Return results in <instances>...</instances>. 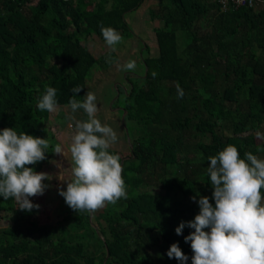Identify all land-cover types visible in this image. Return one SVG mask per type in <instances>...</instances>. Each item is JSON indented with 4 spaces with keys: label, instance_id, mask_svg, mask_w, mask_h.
Returning <instances> with one entry per match:
<instances>
[{
    "label": "trees",
    "instance_id": "trees-1",
    "mask_svg": "<svg viewBox=\"0 0 264 264\" xmlns=\"http://www.w3.org/2000/svg\"><path fill=\"white\" fill-rule=\"evenodd\" d=\"M145 1L0 0V130L13 128L50 144L46 159L29 167L46 173L58 144L54 112L37 107L45 88L57 90L62 108L73 95L79 100L96 90L95 80L111 64L88 42L105 43L101 25L131 39L126 16ZM158 4L160 11H149L152 21L164 23L155 30L158 54L141 42L142 71L130 72L139 81L127 73L129 84L118 87L121 98L114 102L123 106L121 116L125 112L124 126L120 120L116 128L129 151H109L121 157L127 199L97 215L73 211L80 216L66 225L42 223L44 208L33 197L40 207L31 212L0 197V224L6 225H0V264H180L167 256L173 243L192 264L185 237L194 229L185 227L183 235L175 229L199 213L191 199L197 193L214 206L208 157L232 144L240 158L252 152L264 159V0ZM73 87L83 89L74 94Z\"/></svg>",
    "mask_w": 264,
    "mask_h": 264
},
{
    "label": "clouds",
    "instance_id": "clouds-1",
    "mask_svg": "<svg viewBox=\"0 0 264 264\" xmlns=\"http://www.w3.org/2000/svg\"><path fill=\"white\" fill-rule=\"evenodd\" d=\"M101 33L113 52L122 42V35L112 27L101 25ZM107 63H115L122 71H135L137 63L129 60L121 65L118 60L108 57ZM157 74L152 73L153 78ZM178 98L184 96L177 84ZM83 88L73 87L72 93H80ZM57 90L48 86L40 96L37 107L40 111L55 112L58 107ZM97 97L88 91L82 99L75 95L69 100L72 113L83 110L85 120L69 124L74 127L68 151L71 154L73 179L66 182V191L61 188L59 195L76 212L95 213L107 205H115L120 199H127L126 184L123 179L121 157L110 153V147L118 141L116 131L97 118ZM49 139H43L18 132L13 128L0 130V197L14 198L20 210L31 212L39 205L31 202L32 197L42 196L49 175L29 167L46 159ZM55 155L64 156L60 144L53 148ZM240 158L236 146L229 144L216 156L208 157L210 166L207 174L213 191L208 197L193 196L199 205V213L194 220L181 222L175 229L183 235L185 227L194 231L185 237L191 245L192 264H264V159L252 152ZM64 169H61L62 177ZM62 181V180H61ZM206 229L208 231H206ZM169 259L187 264L189 259L179 246L173 243L167 251Z\"/></svg>",
    "mask_w": 264,
    "mask_h": 264
},
{
    "label": "rangeland",
    "instance_id": "rangeland-1",
    "mask_svg": "<svg viewBox=\"0 0 264 264\" xmlns=\"http://www.w3.org/2000/svg\"><path fill=\"white\" fill-rule=\"evenodd\" d=\"M158 2L159 0H146L143 4V7H141L139 10L129 13L126 16L127 20H129V23L131 25V29L135 33V36L130 39L128 36L123 35V40L116 46L115 52H113L112 49L106 45V43H102L97 39L94 42H92V40L88 42L90 51L97 57L103 55H107L109 57V54L111 53V57L113 58V60H118L121 65L125 64L129 60H135L137 63V68L135 71H122L117 67L115 63H112L111 69L107 73L106 71L110 68V66L106 71H104L103 75L100 74L102 78H97L98 75L95 74V78H97V80H95V85H97L98 87L96 90H90L94 92L97 97V118L102 122V124H108L109 126H111L117 133L118 141L113 144L110 149L116 150L119 153L123 151L127 154V152L129 151V147L126 144V137L120 138V136H123V134L121 130H118L120 120L122 122V125L124 126L123 119L125 116V112L121 116L119 114L120 111H117L119 107L123 109V106L119 105L118 107V103L116 102L114 104V102L116 101V99L121 98L118 87L124 89V86L129 84V81H127L125 77L127 73H129V77H131L130 72L135 74V72L141 73L142 71V68H140L141 66L139 65L137 60L138 56L141 58L143 53L142 51L145 49L140 48L141 42L145 43L146 40L148 46L150 47L149 51L155 56H157L156 54H158L155 30L157 28L163 27L164 23L161 21H152L151 16L149 14V11L151 10L160 11L161 8ZM130 80L132 82L139 81L136 80L134 77H131ZM93 83H91V85L95 87ZM112 106L117 108H113ZM54 114L56 119L53 122L52 128L53 130H55V137L58 141V144H60L61 147L64 149L65 155L60 156L54 154V159L52 160L51 165L48 166V169L46 170V173L49 175V179L43 182L47 186L45 189V193L42 196L33 197V200H38L41 203L42 208H44V212L42 214L44 220L42 223L63 222L66 225H70L74 223L75 218L79 217L80 215L75 214L69 206H66L67 204L65 203L64 198L59 195V191L61 190V188L66 191V182H70L73 179L71 173L72 159L68 148L71 143V138L74 135V127L70 128L69 124H74V122L70 121L68 117L75 116L76 120H85L87 117L82 109L78 110L76 113H72L70 107H58ZM116 127H118V129ZM62 168L64 169V175L60 177L59 175L61 174ZM66 208H70L69 214H63V211H65ZM104 209L105 207L96 211L94 214L97 215L99 213H102ZM68 215H71V217L68 220H65V217ZM90 219L93 225L96 227V225L94 224L95 219H93L92 215ZM0 225L1 227L6 226L3 223H1ZM79 230L80 234H84L83 230ZM90 239L91 241H93L96 238L90 237Z\"/></svg>",
    "mask_w": 264,
    "mask_h": 264
},
{
    "label": "built area",
    "instance_id": "built-area-1",
    "mask_svg": "<svg viewBox=\"0 0 264 264\" xmlns=\"http://www.w3.org/2000/svg\"><path fill=\"white\" fill-rule=\"evenodd\" d=\"M249 1L250 4H252V1L253 0H234V4L237 6V5H244L246 4V2ZM239 7V6H238Z\"/></svg>",
    "mask_w": 264,
    "mask_h": 264
},
{
    "label": "water",
    "instance_id": "water-1",
    "mask_svg": "<svg viewBox=\"0 0 264 264\" xmlns=\"http://www.w3.org/2000/svg\"><path fill=\"white\" fill-rule=\"evenodd\" d=\"M122 162H124V161H122Z\"/></svg>",
    "mask_w": 264,
    "mask_h": 264
}]
</instances>
